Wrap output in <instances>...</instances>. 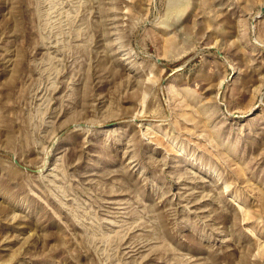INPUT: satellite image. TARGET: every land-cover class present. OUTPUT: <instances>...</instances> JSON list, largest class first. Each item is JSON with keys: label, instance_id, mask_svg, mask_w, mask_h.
<instances>
[{"label": "rangeland", "instance_id": "1", "mask_svg": "<svg viewBox=\"0 0 264 264\" xmlns=\"http://www.w3.org/2000/svg\"><path fill=\"white\" fill-rule=\"evenodd\" d=\"M0 264H264V0H0Z\"/></svg>", "mask_w": 264, "mask_h": 264}]
</instances>
